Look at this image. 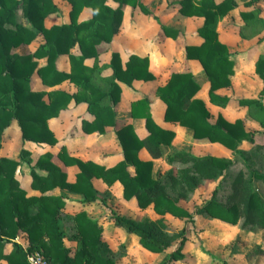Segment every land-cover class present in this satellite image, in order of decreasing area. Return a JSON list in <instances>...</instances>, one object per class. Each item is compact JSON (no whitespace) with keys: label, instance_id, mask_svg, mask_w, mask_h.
I'll return each instance as SVG.
<instances>
[{"label":"trees","instance_id":"1","mask_svg":"<svg viewBox=\"0 0 264 264\" xmlns=\"http://www.w3.org/2000/svg\"><path fill=\"white\" fill-rule=\"evenodd\" d=\"M71 8L70 22L61 25L43 26L44 19L56 11L53 0H0V148L4 131L15 121L22 140L34 143H56L47 121L58 116L70 102L86 104L93 116L91 130L103 134L106 126L115 128L114 116L120 89L116 81L130 85L133 80L153 81L148 70V58L129 56L122 65L119 54L111 53L109 66L112 73L100 78L98 57L109 50L111 40L119 31L123 6L145 8L140 0H112L116 8L107 0H66ZM244 7H251L258 0H243ZM179 11L183 16L203 18L197 29L202 38L199 46H185L186 58L197 59L209 81V100L224 106L226 97L215 94L219 88L230 85L232 62L227 46L217 37V18L237 6L235 0H179ZM83 7L90 8L91 17L77 23L76 19ZM21 11L25 25L17 20L16 12ZM254 12L241 11L243 20L249 21ZM165 31V29H163ZM38 35L41 42L32 53L14 52L21 45L30 44ZM77 45L79 55L71 49ZM67 55L70 71L57 69L56 60ZM34 58H45V64L38 67ZM86 59H93L92 66L85 65ZM255 72L263 81L258 98L242 99L239 103L248 108L249 114L264 126V55L255 62ZM37 75L43 85L54 87L63 80L75 84L78 90L71 94L61 89L37 91L31 87L32 77ZM197 90L190 72L172 73L163 86L156 89L157 96L165 104L164 120L177 123L193 131L197 140L219 143L232 151L233 159L215 156L196 157L182 151H174L166 156L170 164H178L163 176H153L152 160L139 158V151L146 150L151 159L162 158L171 145L174 132L155 124L151 118L149 100L144 97L130 103L132 118L144 120L147 135L138 138L130 124L115 130L122 150V160L111 167L83 161L70 156L64 148L57 153L66 166H75V181H66V174L52 162L50 152L41 153L33 161L29 151L22 148L19 161L30 166L31 188L41 195L27 196L15 178L19 161L0 157V261L8 264H29L27 252L38 250L49 264H115L111 250L102 239V227L90 219L84 210L64 217L70 225L72 239L76 240L74 250L63 241L65 235L60 213L65 203L60 196L46 195L44 192L55 187L66 188L83 196L82 202L97 199L92 179H101L107 185L119 182L122 197L129 201L134 198L141 210L151 207L161 216L157 219L135 220L111 213L115 226L137 238L140 247L157 254H164L161 264L182 259L183 245L187 231L171 229L162 219L166 214L188 222H194L196 214L207 215L241 229L264 231V200L254 189L253 181L264 184V168L255 167L252 155L262 152L264 147L255 145L253 149L242 150L243 141L254 143L252 132L245 130L241 120L228 122L218 115L210 123V113L201 99L193 97ZM244 168L239 167V162ZM36 170L45 172L43 175ZM218 181L212 196L194 214L179 205L205 182ZM20 235L27 238L25 250L15 240ZM11 248L6 250V245ZM264 255V249L256 246L247 258ZM222 264H227L223 262Z\"/></svg>","mask_w":264,"mask_h":264},{"label":"crops","instance_id":"2","mask_svg":"<svg viewBox=\"0 0 264 264\" xmlns=\"http://www.w3.org/2000/svg\"><path fill=\"white\" fill-rule=\"evenodd\" d=\"M161 1L166 2V0H161ZM178 1L179 0H174L173 2H171V5L174 6L173 9L171 8L168 9L167 5H164V8L161 9L159 22L153 18H151L150 20H145L144 19L146 17L145 14L139 12L141 11V9L137 6L130 7L128 5H125L122 8L123 16L119 31L117 32V34L113 36L109 46V50L98 57V66L101 67L98 75L100 78L110 76V74L112 73V69L109 66V61L111 58V53L116 52L119 54L123 66L124 63L129 59V56L131 55L140 58L147 57L148 70L150 73H152L154 79L153 81H149V82L142 80H133L130 85H126L120 81H116L117 85L119 86L120 93H119V100L116 105V112L114 116L115 128L111 126H106L103 134L98 133L96 130H91L92 126L90 122L93 120V116L87 111L86 104L75 103L72 101L59 112L58 116L51 118L47 121V126L49 130L52 132L53 138H55L56 140V143L54 145H49L43 142L34 143L27 140H22L20 134V139L22 140V144H23L21 149L24 148L27 151H29L30 157L33 161H35L41 153L50 152L53 155V158L51 159L52 162L66 174V181L69 183L75 181V173L77 169L75 166H66L60 161V159L57 156V153L61 150V148H64L70 156L77 157L83 161H92L94 163L103 165L105 167L113 166L123 158L122 150L115 135L114 129H118L124 125L130 124L133 128L134 133L138 138H144L147 135V130L145 128L144 120L140 118H132L130 115V103L144 97H146L149 100L150 114L153 122L165 130H170L174 132V138L172 139L171 145L168 148H166L162 158L151 159L149 153L144 149H141L138 153L140 159L152 160L154 177H156L158 174L160 176H163L164 173V172L161 173L158 169L154 171L155 161L162 160L165 164H168L167 171L169 169H176L179 167L178 164H170L167 161L166 156L172 153L170 152V149H174L175 151L187 152L196 157L215 156V157H224L231 159V156L229 154L233 152L227 149L226 147L222 146L221 144L211 143L208 142L207 140H197L193 137V131L191 129L180 126L177 123L167 122L164 120L165 104L157 96L156 89L159 86H163L167 82V80L169 79L172 73H181L187 71L193 75L195 84L197 86V90L194 93L193 97L201 99L204 102L207 110L210 113V119H209L210 123L215 122L218 115H221L228 122L241 120L245 130L254 133L253 140L255 135L257 134L259 135L260 132L258 130H262V132H264V126L262 127L259 124V122L249 114L248 108L246 106L239 103V100L242 99L258 98L260 95V91L263 88V81L257 76L255 72L256 60L260 55H264V18H262V8L259 6L262 3V0L256 1L254 4H252L251 7H244L243 0L240 1L235 0L237 6H235V8L228 11L226 14L217 18L215 27L217 31L218 40L222 44H225L227 46L228 56L232 62V74L229 76L230 85L228 87L219 88L215 91L216 95L227 98V102L224 106H219L217 104L210 102L208 95L209 81L207 80L202 65L197 59L186 58V52L184 47L186 45L199 46L203 41L202 38L197 33V29L201 27L203 24V18L197 16H183L179 11V6L177 3ZM213 1L220 2L222 0H213ZM53 3L56 6V11L54 13L49 14L44 19L43 26L45 28H49L52 25H61L70 22V18H69V11L71 8L70 4L66 0L62 2L60 1L59 5L56 3L55 0H53ZM107 4L112 8L117 7V3H115L112 0H107ZM240 6H242V9L238 11L239 16H237L238 20L235 23L236 28L234 29V34H233V28H227L226 27L227 25L225 24H227L229 18H232L233 11L237 10V8ZM128 8L131 10V12H133L136 8L139 9L138 11L135 12L136 13L135 19L127 20L126 13ZM62 10L64 12L63 14H62ZM169 10L171 12L170 14H167V11ZM251 10L254 12L253 18L250 19L249 21L243 20L240 15V12L241 11L247 12ZM60 15L61 16L63 15V17H60ZM91 15H92L91 9L87 7H83L77 16L76 22L79 23L82 21H86L91 17ZM173 16H178L180 18V21L183 23L185 29H188L186 32L182 30L180 33V31H178V26L173 25L174 24L172 20ZM51 19L52 20L55 19V21L49 23ZM23 24L24 25L26 24L24 20H23ZM187 25H189L188 28H186ZM257 26H259L260 29L253 31L252 28H255ZM155 28L157 29L156 31ZM163 29H165V31ZM262 31L263 33L262 35H260L261 34L260 32ZM233 35L235 37L234 39H233ZM35 40L38 41L37 46L41 42H43L41 35H38ZM241 41H243L244 43L251 42V45H249L248 48L249 50L248 53H251V55H248L243 60H240L239 58L241 57L236 56V54L233 53V48H232L233 43H239ZM24 46L26 45H21L19 48L21 49ZM37 46L31 51V53L34 52ZM14 52L20 53L19 51L16 50ZM25 53H30V52H25ZM71 53L73 55H79L80 52L77 45H75L71 49ZM36 62L38 64V67H41L45 64V58H36ZM92 64H93V59L85 60V65H87L88 67L92 66ZM56 67L60 71L69 72L70 71L69 57L67 55L59 56L56 60ZM245 72L248 73L252 72V74L255 76L254 80H257L260 83L257 84V87L255 88L256 93L254 95H250L248 97L244 96L237 99L236 101L237 107L235 111L236 115L233 116V89L237 86L236 84H240L243 81L242 79H246ZM238 75H240L241 79L240 78L235 79V76ZM252 80L253 79H250L251 82ZM243 83L244 82H242V84ZM242 86L241 89H239L238 91H241L242 89L249 90L247 87H244V85ZM31 87L33 90H37V91L39 90L49 91L52 89H61L71 94L75 93L78 90V87L75 84L70 83L68 80H63L53 88L47 87L42 84L41 79L36 74L32 77ZM238 91L236 90V92ZM260 100L264 106V96H262ZM120 105H123V107L119 109ZM120 111H122V113H124V115H126L127 118L126 122H124L123 124H118L120 120L119 118ZM246 119H248L249 123L253 124L254 130L256 132L247 129ZM10 129H13L15 132L20 133L17 123L13 121L10 124V126L4 131L1 142V148H0V157H6L2 153L3 144H4L3 140L7 131ZM246 142L247 141H243L239 145V148L242 144ZM187 143H199L198 144L199 148L196 149L197 152L194 153L192 151L185 150L184 146H186L185 144ZM111 145L117 147V150L115 151L111 150L110 149ZM200 151H204V152H200ZM206 151H210V152H206ZM7 158L19 161V157L18 159L11 157H7ZM55 158L57 159V162L55 161ZM19 162H20L19 166L15 173V178L18 181L19 187L26 192L27 196L41 195V193L38 190L31 188L32 179L30 175L29 164H27L25 161H19ZM23 163H25L28 167V170L25 173V178H27L26 181L27 186L21 185L18 179L19 170L22 168ZM36 173L43 175L45 172L41 170H36ZM92 185L97 192L96 193L97 199L89 203L82 202L83 199L82 195L72 192L66 188L55 187L53 189L47 190L46 192H44V194L60 196L65 203V206L62 211H68V209L70 208L66 204L64 197L61 195V193L57 192L58 190H65L73 196H78L79 197L78 201H80V203L78 204L77 208H73L75 213L79 210H84L86 212L85 205L99 203L100 201L98 199V195L104 193L106 190H109L114 186L119 189L120 191L119 194L122 197V187L119 182H114L112 185H107L101 179L93 178ZM129 201L133 202L136 208L140 211L151 209V207L144 210L139 209L137 207L136 200L134 198L130 199ZM160 217L161 216H158L157 218ZM92 220L97 221L101 225L102 236H103L104 231L101 220L100 219H92ZM110 221L113 223L111 216H110ZM218 221L223 224L230 225L220 220ZM126 234H127L126 237L127 240H130L131 238H135L137 240V238L134 235L128 234L127 232ZM15 241L19 243L25 250L27 249V245H28L27 239L25 240V242H21V243L20 241H18V239H16ZM10 248L11 245L7 244L6 250H9ZM70 248H72V250L75 249V247L72 246H70ZM0 262H4V260H1ZM6 264L8 263L6 262Z\"/></svg>","mask_w":264,"mask_h":264},{"label":"rangeland","instance_id":"3","mask_svg":"<svg viewBox=\"0 0 264 264\" xmlns=\"http://www.w3.org/2000/svg\"><path fill=\"white\" fill-rule=\"evenodd\" d=\"M55 1L59 5L60 1L62 2L65 0ZM173 1L174 0H166V2H163L161 0H141L146 12L142 10L139 12L145 14V20H150L151 18H153L159 22L161 9L164 8V5H167L168 9H173L174 6L171 5V2ZM259 6L262 8V18H264V0H262V3ZM241 9L242 6L238 7L237 10H234L232 18H229V20L227 19L228 22L227 24H225L227 25V28H233V34L234 29L236 28L235 23L238 20L237 16H239L238 11ZM138 10L139 9L136 8L133 12H131V10L128 8L126 13L127 20L135 19V12ZM170 12V10L167 11V14H170ZM63 13L64 12L62 10V14ZM16 17L17 20L23 24L22 14L20 10L16 12ZM60 17H63V15H60ZM172 20L174 22L173 25L178 26V31H180V33L182 30L185 32L188 30L185 29L178 16H173ZM53 21H55V19H51L49 23ZM188 26L189 25H187L186 28H188ZM252 29L254 31L259 30L260 28L259 26H257ZM156 30L157 29L155 28V31ZM260 33V35H262L263 31ZM234 38L235 37L233 35V39ZM34 40L21 49L17 48L16 51H19L20 53H31V51L37 46L38 43V41ZM249 45H251V42L244 43L243 41H241L239 43H233V53H235L236 56L241 57L239 58L240 60H243L248 55H251V53H248ZM34 60H36V58H34ZM245 76L246 79H242V82L244 83L242 84L241 82L240 84H236L237 86L233 89V116L236 115L235 111L237 107V99L244 96L248 97L250 95H254L256 93L255 88L257 87V84L260 83L259 81L254 80L255 76L252 74V72H245ZM236 78L241 79L240 75L235 76V79ZM250 79H253L252 82L250 81ZM242 85H244V87H247L249 90L242 89L241 91H238L239 89H241ZM236 90L238 92H236ZM121 107H123V105H120L119 109ZM119 118L120 120L118 124H123L127 120L126 115H124L122 111H120L119 113ZM246 120L247 129L256 132L254 130L253 124L249 123L248 119ZM258 131L260 133L259 135H255L254 143L252 144L246 142L240 146V149H253L255 145L264 147V132H262V130ZM3 141L4 144L2 153L6 157L18 159L20 149L23 146L22 140L20 139V133L15 132L13 129H10L7 131ZM198 144L199 143H187L185 144L186 146H184V149L196 153V149L199 148ZM110 149L115 151L117 150V147L111 145ZM173 151L175 150L170 149V152ZM229 155L231 156V159H233L235 156L234 153H231ZM262 155L263 151L256 153L251 157V159L255 160L254 165L258 169L264 168V157H262ZM56 158L55 161L57 162ZM167 165L168 164H165L162 160L155 161L154 171L158 169L161 173H165L168 169ZM239 167L244 168V164L241 161L239 162ZM27 170V165L23 163L22 168L19 170L18 174L20 184L23 186H27V178H25V173ZM217 183L218 181L203 183L198 189L193 192V194L190 195L188 200L179 202V205L188 210L190 213L194 214L195 208L201 206L212 196V191ZM253 186L264 200V184L260 181L254 180ZM57 192L61 193L66 204L70 208L68 209V211L60 212L63 217L61 219V226L65 233V235L63 236V241L67 245V247H75L76 240L72 239V231L70 229V225L65 221L64 217L71 216L75 213L73 208L78 207V204L80 203V201H78L79 197L73 196L65 190H58ZM119 192V189L114 186L109 190H106L104 193L98 195V199L100 201L99 203L85 205L88 216L91 219H100L102 222L104 231L102 239L108 244V247L112 251L110 257L113 259L115 264H161V260L164 254L152 253L140 247L135 238L127 240L126 232L123 229H120L117 226L113 225V223L110 221L112 212L135 220H142L148 217L151 219H156L158 217L152 212L151 209H147L145 211L138 210L133 202L124 201ZM162 219L171 229L178 230L185 227L187 231V240L183 245L182 259L170 262L168 264H222L223 262L227 264H264V255L254 256L252 259L246 257L248 253L254 252L256 246L264 249L263 230L241 229L239 226L226 225L219 222L218 220L209 218L207 215L201 214H196L194 216V222H188L184 219L174 218L170 215H165L162 217ZM17 239L21 243L25 242L27 238L24 235H20L19 237H17ZM70 249L72 250V248ZM0 264H6V262H0Z\"/></svg>","mask_w":264,"mask_h":264},{"label":"built area","instance_id":"4","mask_svg":"<svg viewBox=\"0 0 264 264\" xmlns=\"http://www.w3.org/2000/svg\"><path fill=\"white\" fill-rule=\"evenodd\" d=\"M27 261L29 264H49L38 250L28 251Z\"/></svg>","mask_w":264,"mask_h":264}]
</instances>
